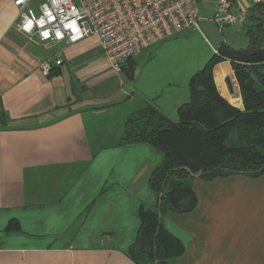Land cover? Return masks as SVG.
<instances>
[{
    "label": "crops",
    "instance_id": "crops-1",
    "mask_svg": "<svg viewBox=\"0 0 264 264\" xmlns=\"http://www.w3.org/2000/svg\"><path fill=\"white\" fill-rule=\"evenodd\" d=\"M13 2L0 0V264H135L128 250L141 205L158 202L148 180L163 154L122 144L124 122L148 104L176 121L200 68H166L158 49L136 68L156 44L133 58L130 80L92 36L52 44L21 34ZM47 60L61 61L50 76L39 70ZM213 79L241 111L229 61ZM190 185L194 208L161 217L165 264H264V175Z\"/></svg>",
    "mask_w": 264,
    "mask_h": 264
},
{
    "label": "trees",
    "instance_id": "trees-1",
    "mask_svg": "<svg viewBox=\"0 0 264 264\" xmlns=\"http://www.w3.org/2000/svg\"><path fill=\"white\" fill-rule=\"evenodd\" d=\"M263 13L264 6L250 9L253 24L246 27V48L234 49L224 42L189 78L188 100L176 108V121L150 104L125 119L122 144L144 142L163 154L148 180L158 202L141 205L139 210V229L128 250L133 263H166L168 256L162 254L160 245L161 217L166 210L184 213L194 208L196 198L190 185L194 177L210 181L234 174L264 175ZM132 60L122 67L127 68L130 80ZM223 61L230 62L241 111L217 91L213 69Z\"/></svg>",
    "mask_w": 264,
    "mask_h": 264
},
{
    "label": "built area",
    "instance_id": "built-area-1",
    "mask_svg": "<svg viewBox=\"0 0 264 264\" xmlns=\"http://www.w3.org/2000/svg\"><path fill=\"white\" fill-rule=\"evenodd\" d=\"M199 0H14L17 30L41 43L75 44L94 37L110 65L119 73L144 49L186 29L200 32ZM35 6H34V5ZM264 0H216L212 19L223 27H242L254 6ZM60 60L42 62L48 76Z\"/></svg>",
    "mask_w": 264,
    "mask_h": 264
},
{
    "label": "rangeland",
    "instance_id": "rangeland-1",
    "mask_svg": "<svg viewBox=\"0 0 264 264\" xmlns=\"http://www.w3.org/2000/svg\"><path fill=\"white\" fill-rule=\"evenodd\" d=\"M197 8L201 18H212L216 10V0H199ZM251 15L249 14L244 25L240 28L237 26L221 28L220 32L225 43L235 49H243L248 46L246 27L253 24ZM157 49L159 51L157 63L162 61L165 62L166 68H190L192 71L195 68H201L213 53V49L200 32L186 29L143 52L137 59L138 66L136 68H140L143 62Z\"/></svg>",
    "mask_w": 264,
    "mask_h": 264
},
{
    "label": "water",
    "instance_id": "water-1",
    "mask_svg": "<svg viewBox=\"0 0 264 264\" xmlns=\"http://www.w3.org/2000/svg\"><path fill=\"white\" fill-rule=\"evenodd\" d=\"M264 14V13H263ZM200 33L209 43L214 52L224 43V39L216 22L212 19L201 18L198 22ZM227 83L230 85L229 79ZM163 184V188H164ZM161 196H159L160 199Z\"/></svg>",
    "mask_w": 264,
    "mask_h": 264
}]
</instances>
